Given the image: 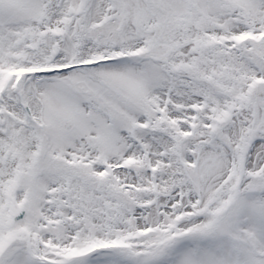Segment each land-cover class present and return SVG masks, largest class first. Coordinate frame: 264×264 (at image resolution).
I'll list each match as a JSON object with an SVG mask.
<instances>
[{
	"label": "snow or ice",
	"instance_id": "snow-or-ice-1",
	"mask_svg": "<svg viewBox=\"0 0 264 264\" xmlns=\"http://www.w3.org/2000/svg\"><path fill=\"white\" fill-rule=\"evenodd\" d=\"M0 264H264V0H0Z\"/></svg>",
	"mask_w": 264,
	"mask_h": 264
}]
</instances>
